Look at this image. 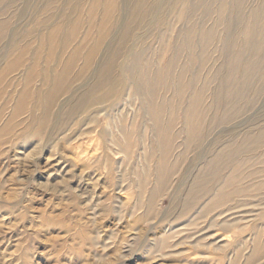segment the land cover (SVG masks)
Instances as JSON below:
<instances>
[{
  "label": "rangeland",
  "instance_id": "1",
  "mask_svg": "<svg viewBox=\"0 0 264 264\" xmlns=\"http://www.w3.org/2000/svg\"><path fill=\"white\" fill-rule=\"evenodd\" d=\"M2 23L0 264H264V0Z\"/></svg>",
  "mask_w": 264,
  "mask_h": 264
},
{
  "label": "bare ground",
  "instance_id": "2",
  "mask_svg": "<svg viewBox=\"0 0 264 264\" xmlns=\"http://www.w3.org/2000/svg\"><path fill=\"white\" fill-rule=\"evenodd\" d=\"M109 8V7H108ZM114 10V9H113ZM97 11V10H96ZM146 14V13H145ZM108 18V17H107ZM89 24V23H88ZM112 25V24H111ZM2 26V29L5 27V25L2 23L1 25H0V27ZM56 32H58L59 31V27H57V29L55 30ZM60 40V39H59ZM66 41V40H65ZM71 45V44H70ZM96 47V46H95ZM84 48V47H83ZM92 50V49H91ZM83 51V50H82ZM77 56H78V54H77ZM72 57V56H71ZM75 57V56H74ZM62 58V57H61ZM64 63H66V62H64ZM73 71V70H72ZM58 79V78H57ZM43 80V79H42ZM41 83V82H40ZM56 83V82H55ZM24 85V84H23ZM39 97V96H38ZM163 143V142H162ZM167 152V151H166ZM170 152V151H169ZM167 161V160H166ZM168 167V166H167ZM158 173V172H157ZM255 253H257V252H255Z\"/></svg>",
  "mask_w": 264,
  "mask_h": 264
}]
</instances>
